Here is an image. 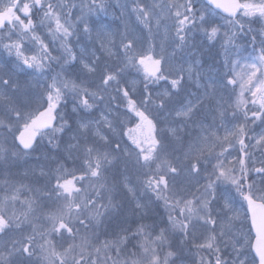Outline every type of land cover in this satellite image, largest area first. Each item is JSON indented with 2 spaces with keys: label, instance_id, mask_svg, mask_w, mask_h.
Segmentation results:
<instances>
[{
  "label": "rangeland",
  "instance_id": "obj_1",
  "mask_svg": "<svg viewBox=\"0 0 264 264\" xmlns=\"http://www.w3.org/2000/svg\"><path fill=\"white\" fill-rule=\"evenodd\" d=\"M98 2L0 0L8 39L39 17L35 34L44 39L53 29L72 45L70 85L82 88L64 106L49 89V56L27 44L0 53V258L90 264L89 248L76 247L72 237L84 223L71 229L61 221L72 210L70 196L93 193L95 205L107 204L108 216L98 222L108 237L149 218L162 264H257L245 202L264 201V0H243L235 21L201 0ZM106 3L114 6L112 16ZM152 60L161 65L155 76L146 72ZM49 111L57 124L23 152L17 135ZM252 111L254 127L241 145L240 117ZM234 142L238 148H229ZM220 162L231 178L243 168L241 181L249 184L222 182ZM26 198L35 202L31 217ZM84 215L80 210L79 219ZM92 241L87 232L78 244L84 249ZM127 249L137 259L136 247ZM94 262L124 264L104 253Z\"/></svg>",
  "mask_w": 264,
  "mask_h": 264
},
{
  "label": "trees",
  "instance_id": "obj_2",
  "mask_svg": "<svg viewBox=\"0 0 264 264\" xmlns=\"http://www.w3.org/2000/svg\"><path fill=\"white\" fill-rule=\"evenodd\" d=\"M61 1V0H60ZM78 1H82L85 3V0H78ZM99 2L102 3V0H97ZM92 2V1H91ZM98 2V3H99ZM100 4V3H99ZM101 6V4H100ZM114 6L113 5H108V3H106V10H107V14L109 16H112L113 14H115L114 10H113ZM94 8L90 5L89 10L93 11ZM22 11H25V8H21ZM96 11V10H94ZM97 12V11H96ZM22 14V13H21ZM29 20V19H27ZM32 25H29L28 30H26V28H24L25 26H23L21 23V27H16L17 29H13L15 31H18V39H13L10 38L8 39V37L4 34L5 32V28L1 27L0 29V53H4V50L6 49L7 51H9V49L11 47H14L12 50H15L16 48H23L26 44L27 46H29V48H34L37 50V52L39 53L40 57L45 56H49L50 57V62H46V67L44 68L45 71L50 74V79H49V83L51 84V86L49 87L50 91H55V94H57V96L60 94L61 100L64 103V106H66L71 100H73L74 97L78 96V99L81 97V89L82 88H74V85H70V82L73 79H76L75 77H69L70 75H74L73 73L70 74L69 72V67L73 65L74 63V59H73V48L71 44H68V42H63L59 39V35L58 33H55L53 31V29L51 30V33H49L48 31L46 32V38L42 39L41 36H38L37 34H35L36 32L34 24L38 23L40 18L36 17L32 19ZM29 22V21H27ZM16 25L18 26V23H16ZM44 26V23L43 25ZM14 27V26H13ZM45 27V26H44ZM54 28V26H53ZM47 30V27L45 28ZM45 30V31H46ZM8 33V32H7ZM58 53L62 54L63 60H55L58 57ZM5 54V53H4ZM260 54V52H259ZM6 55V54H5ZM72 58V60H71ZM126 64V63H124ZM127 67V66H126ZM133 68V67H132ZM53 84V86H52ZM75 89L74 91H72L71 93L68 92L69 89ZM141 97V96H140ZM148 99H153L150 96L148 97ZM92 102V98L90 99ZM255 114L252 111L250 114L248 115H243V118H241V125H243L241 127V132L242 134H240V139H241V145L244 144V140L245 138H247L246 133H247V127H254V117ZM243 123V124H242ZM52 130V129H51ZM50 130V131H51ZM47 131V132H50ZM239 139V140H240ZM240 144L237 142H234L233 144L229 145V148L233 147L235 149L238 148ZM241 150V149H239ZM87 159V165H85V167L92 165L90 163V157H86ZM218 159V158H217ZM245 160L244 155L242 154V157H240V163ZM66 163V161H65ZM101 165H105L106 162L105 161H101L100 162ZM220 166V170H221V175H219L220 180L222 182H226L228 181L229 178H231V169L228 166L223 165L221 162L218 164ZM146 168L150 171L149 167L146 165ZM152 171V169H151ZM90 172H86V176L89 175ZM151 175V174H148ZM235 177L231 178L229 180V183L231 185H236L238 188H243L244 185L249 184L248 182H244L241 181V179L244 178V172H243V168H241V174H239V172L235 173ZM235 178H238L237 180H235ZM155 187V186H153ZM152 187V188H153ZM79 195V193H78ZM76 196V195H75ZM75 196H70L68 198V206L72 209H69V212L67 213L66 210L64 212L63 215V219L61 221L63 226L69 227L71 229L76 228L75 225H77L78 223L83 224L84 223V230H80L78 232H74L72 234V237L77 238L76 240V247H79L81 250H85L89 248V257L87 258L90 264H95L94 260L99 256L102 257V254L104 253L105 255H109L110 257H117L118 261L123 262L124 264H162V259L160 256L155 255L154 257V247H156L154 245V241L152 238L153 236H155L154 232V226L153 224L150 222L149 218L147 219H142V220H138L137 223H133L132 225H130L131 227H127V228H123L121 229L120 233L115 235V236H106L105 231L107 232V230H105L101 224L103 222H98V216H101L102 218L106 215L108 216V212L104 211L103 206L107 205H103L99 206V205H95L93 200L96 199H92L93 197V193L89 194L88 196H86V198H84V200L81 198L79 199L76 198ZM102 197L105 196H101L99 197V199L102 200ZM107 198V197H105ZM108 201V200H107ZM24 204H26V209L29 210V212L27 213L29 217L30 216V212L34 211L35 207H34V199H30V198H26L23 201ZM77 206H76V205ZM75 207V208H74ZM84 208L85 210H82V208ZM78 208L81 211H85V218L83 219H79V211ZM96 214L97 216L94 217L93 219H91V216ZM94 219H97V221H95ZM78 220V223L76 222ZM93 222H96V224L94 226H91V224ZM58 223V221H57ZM71 223V224H70ZM56 225V222L54 223V226ZM90 226V227H89ZM92 230H91V229ZM89 232L92 237H93V241L91 244V247H86L84 249L81 248V246L78 244L79 241H81L83 239V237L86 235V233ZM77 233H80L79 235H77ZM97 233V234H95ZM102 234V237L104 238V240H101L99 238V236ZM113 237V238H110ZM108 239V241L106 242L105 240ZM111 239L112 242L109 240ZM133 240V242L131 241ZM104 241V245H102V242ZM57 242V241H56ZM132 243V244H129ZM130 245V247H132L134 245V247H136V250L138 251V257L136 259L132 258V254L130 253L131 250H128V246ZM162 246H164L166 248L167 243L165 244V241L162 242L161 244ZM100 246L102 247V252L99 251ZM116 247L119 251V248H124V251H119V253H116L114 251V248ZM127 249V250H126ZM126 250V252H125ZM160 252H164L163 249L160 250ZM158 252L157 254H162ZM105 258V257H104Z\"/></svg>",
  "mask_w": 264,
  "mask_h": 264
},
{
  "label": "water",
  "instance_id": "obj_3",
  "mask_svg": "<svg viewBox=\"0 0 264 264\" xmlns=\"http://www.w3.org/2000/svg\"><path fill=\"white\" fill-rule=\"evenodd\" d=\"M206 4L220 12L222 15L236 17L238 11L242 9L240 0H204ZM159 70L157 62L152 61L147 67L149 74H156ZM37 127L40 129H49L55 122V116L52 113H44L37 118ZM36 134L31 129L22 130L18 142L25 148H30L35 143ZM247 212L249 215L250 226L252 228L254 239L252 242V252L257 259L258 264H264V203L261 201L248 199Z\"/></svg>",
  "mask_w": 264,
  "mask_h": 264
},
{
  "label": "snow or ice",
  "instance_id": "obj_4",
  "mask_svg": "<svg viewBox=\"0 0 264 264\" xmlns=\"http://www.w3.org/2000/svg\"><path fill=\"white\" fill-rule=\"evenodd\" d=\"M247 199V198H246Z\"/></svg>",
  "mask_w": 264,
  "mask_h": 264
}]
</instances>
